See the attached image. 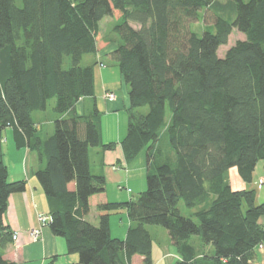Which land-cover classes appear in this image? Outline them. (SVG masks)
Listing matches in <instances>:
<instances>
[{"label":"trees","instance_id":"16d2710c","mask_svg":"<svg viewBox=\"0 0 264 264\" xmlns=\"http://www.w3.org/2000/svg\"><path fill=\"white\" fill-rule=\"evenodd\" d=\"M104 17L116 23L102 34ZM199 18L201 35L192 29ZM233 30L243 39L218 55ZM110 43L105 55L128 94L120 145L126 162L145 149L146 188L97 203L92 223L89 199L105 191V178L90 172L89 149L115 144L101 142L95 103L83 114L75 105L94 97L97 61L83 65L84 56ZM53 98V130L42 137L33 113ZM6 127L17 148L34 154L48 227L77 264H132L133 255L152 264L146 225L166 229L176 249L170 264H255L264 183L235 190L228 173L235 167L251 183L259 160L264 169V0H0V142ZM162 133L174 162L159 147ZM25 186L7 180L0 151V264H17L2 256L12 240L2 216L9 194ZM118 208L130 221L123 238L109 229Z\"/></svg>","mask_w":264,"mask_h":264},{"label":"crops","instance_id":"0c3cea01","mask_svg":"<svg viewBox=\"0 0 264 264\" xmlns=\"http://www.w3.org/2000/svg\"><path fill=\"white\" fill-rule=\"evenodd\" d=\"M114 47V44H108L92 57L91 60L97 61V66L99 67L98 71L95 68L93 70L94 97H83L75 105L76 113L83 114L89 112L95 103L101 115V142H114L115 144L112 149H103L101 146L89 149L90 172L94 175L101 174L105 178V191L92 195L89 199L90 212L87 215V219L92 223H95L94 220L97 221V203L104 201L123 202L133 199L131 197L125 199V195L119 190L125 188L127 193L131 192L127 184L133 182L140 189L146 179L145 149L141 150L133 160L126 162L120 145L127 130V127L124 126V120L120 117L122 111L128 106L127 87L124 91L125 98L120 99L115 94V99L109 101L104 97L105 91H115L112 89L113 83L110 81L112 72L107 70L108 68L101 61V58ZM96 76L102 79L101 82L103 81V84H105L98 96L95 91ZM22 149L24 150L23 163L15 165L16 169H12L13 174L11 176L9 175L10 164L5 163L7 164V178L11 181L26 179V186L23 191L13 192L8 196L7 208L2 216V221L9 226L11 232H16V238L12 239L6 246L2 256L5 259L15 261L17 264H77V254L67 253L65 240L61 236L54 235L48 226L41 227V233L36 240H32L29 236V231L32 228L39 227L37 212H47L48 205L42 188L34 175L33 166L37 163L35 156L27 148L23 147ZM232 169L234 171L233 174H237L235 168H230L229 171ZM229 183L232 189L239 186V183L236 187L232 186L231 181ZM241 185L243 186L242 183ZM262 188L263 186L257 190V200L264 198V190ZM140 190L143 191V189ZM259 222L264 224V215L259 218ZM129 224L130 221L125 208H118L110 212L109 229L112 236L123 238ZM170 257L175 258L176 254L173 253ZM132 264H143L142 257L133 255Z\"/></svg>","mask_w":264,"mask_h":264},{"label":"rangeland","instance_id":"374dc122","mask_svg":"<svg viewBox=\"0 0 264 264\" xmlns=\"http://www.w3.org/2000/svg\"><path fill=\"white\" fill-rule=\"evenodd\" d=\"M219 1H226V0H219ZM210 19H211V17H209V20ZM114 23H116V19H114L112 17H104L100 21V24H99L101 33L103 34V32H107V30L110 29ZM203 26H204V23L199 18V20L196 21L194 23V25L192 26V29L195 32H197L198 35H201L202 30H203ZM243 35H244L243 33L236 31V30H233L228 37L227 44L221 45L218 48L217 54L220 56L223 55L225 50L229 46L234 44V42L236 40L243 39ZM105 54L103 55V58H101V61L106 64V66L108 68L107 70L112 72V76L110 78V81H112V83H113L112 89L115 91V94L118 95L120 99L125 98V92L124 91L126 89V84L124 83V81L122 79L119 68H118L116 62L113 61L112 59H109L108 57H106ZM92 57L93 56L90 54L85 55L81 63L83 65L89 64ZM97 64L98 63H96L94 65V68L96 69V71H98V68H99L97 66ZM96 75H97V73H96ZM101 80L102 79H100L98 76H96L95 91H96L97 96L101 92L102 87L105 86V84H103V81L101 82ZM53 106H54V98L50 99L48 101L47 108L45 111H36L33 113V118L35 121H37V125L40 129V135L42 137H45L46 135L50 134L51 131L53 130V125L51 123V120L55 117V112L53 110ZM120 117L122 118V120H124V126L127 127L126 108H125V110L122 111ZM0 143H1V145H0L1 158H2V161H5L4 164L5 163L10 164L9 169L11 168V170L9 171V175L11 176L13 174L12 169H16L15 165L17 163H23L24 150L22 148H17L15 146V144L13 142L12 129L10 127H6L2 131V138H1ZM159 147L161 148V151L163 152V156L169 157V159L170 160L172 159L171 161L174 162V160H175L174 154L168 145V138H167L165 133L161 134V137L159 140ZM262 163L263 162L261 160H259L257 162L255 169L253 171V174H252L251 183H244V181H242L240 179V177L238 178V175L236 173L233 174L234 173L233 169L230 170L228 173V179H229V181H231L232 186L236 187V185H238V183H239V186L237 188H234V189L237 190V189H242V188L251 187V186H254L256 188V184H257L258 179L260 177L264 178V169H263ZM5 165L7 166V164H5ZM37 166H38V163H35V165L33 166L34 169ZM232 168H235V167H232ZM9 175H8V177H9ZM7 180L11 181L8 178H7ZM241 183L243 184V186L241 185ZM127 185L129 186L131 192L127 193L125 191V188H123V190H119V191L125 195V199L127 197H131V198L135 199L137 194L139 193V191H142L140 189L144 190L146 188V179H145V182H144L142 188H140V189L138 188L139 186L137 187L135 182L129 183ZM128 186H125V187H128ZM262 189L264 190V185H263ZM113 191H114V189H113ZM263 200H264V198H260V200H258V201L261 202ZM178 206H179V209L183 215H188L189 210L185 208V206L183 205L182 202H180ZM94 222L97 223L96 220H94ZM146 227L149 230L151 238H152V246H153V250H152V254H151L152 263L153 264H170V263H172L175 258H171L170 256L173 253L176 254V249H175L174 244L171 242L166 229L162 226H159V225H146ZM194 238H197V237H194ZM263 262H264V238H263L261 244L257 245L255 247V258H254L255 264H261Z\"/></svg>","mask_w":264,"mask_h":264},{"label":"built area","instance_id":"2783aa9c","mask_svg":"<svg viewBox=\"0 0 264 264\" xmlns=\"http://www.w3.org/2000/svg\"><path fill=\"white\" fill-rule=\"evenodd\" d=\"M104 97L109 101H113L116 95H115V92L113 91H105ZM263 183H264V178L260 177L256 185L258 188H260ZM36 216H37L39 227L32 228L29 231V236L32 240H36L41 233V227L48 226L49 222L51 221V216L47 212H37ZM15 238H16V232H12V239H15Z\"/></svg>","mask_w":264,"mask_h":264}]
</instances>
